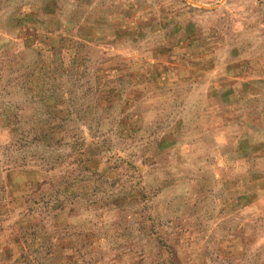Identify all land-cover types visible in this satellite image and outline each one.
<instances>
[{
  "label": "rangeland",
  "instance_id": "obj_1",
  "mask_svg": "<svg viewBox=\"0 0 264 264\" xmlns=\"http://www.w3.org/2000/svg\"><path fill=\"white\" fill-rule=\"evenodd\" d=\"M0 264H264V0H0Z\"/></svg>",
  "mask_w": 264,
  "mask_h": 264
}]
</instances>
